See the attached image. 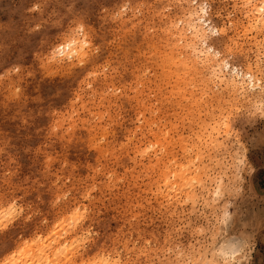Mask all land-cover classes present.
I'll return each mask as SVG.
<instances>
[{
	"label": "snow or ice",
	"instance_id": "snow-or-ice-1",
	"mask_svg": "<svg viewBox=\"0 0 264 264\" xmlns=\"http://www.w3.org/2000/svg\"><path fill=\"white\" fill-rule=\"evenodd\" d=\"M131 6L123 0H59L57 4L52 0H31L28 31L24 43L17 45L27 53L26 57L17 59L0 54V80L5 83L19 80V85H13L16 98L21 101L25 96L28 98L26 105H17L18 131L13 130L10 139L3 138L9 140V146L0 154V171L7 167L13 175L12 186L0 189V249H4L0 264H17V254H25L29 241L33 246L38 241H54L55 232L50 230L58 229L63 223L61 216L65 219L71 216L74 223L87 229L82 237L87 241L83 264H146L143 253L140 259L135 258L130 241H136L137 248L154 247L147 234L161 228L159 213L164 212L165 217L172 213L171 203L165 211L161 199V193L176 191L171 164H162L145 178L151 189H147V184L133 189L138 195L123 209L133 234L129 237L126 228L125 235L116 241L105 224L109 217L103 212L97 215L96 211L115 195L105 187H111L113 179L108 176V168L102 167L105 146L111 147L114 139L126 143L131 132L125 130H135L134 142L142 141L141 154L156 152L163 156L173 148L167 144L171 136L165 137L166 147L161 148L160 144L149 143L153 139L149 129L157 132L172 124L178 129L182 119L188 123L189 108L194 114L196 104L202 107L203 101L213 95L222 97L216 126L224 137H236L232 120L243 113L238 104L240 97L259 93L264 99V57L254 64L246 55V45L242 46V38L237 36L240 28L236 17L217 11L216 0H187L178 5L186 10V16L191 15L189 28L180 35L173 34L174 24L168 25L171 11L166 4L148 0V7L163 8L168 16L159 11L157 18L149 16L147 22L153 29L151 40L145 41L139 35L135 39L129 37L117 52L103 21L109 15L120 19L122 11ZM245 7H253L250 0ZM256 7L264 19V4ZM53 9L57 14L50 17ZM260 30L264 33V29ZM261 45L264 51V41ZM123 49L129 50L127 59ZM129 70L140 73L142 83L134 85L135 92L128 88L132 78ZM97 100L102 119L95 115ZM85 102L94 116L88 117L84 128L73 134L68 123L61 124L57 117L64 115L70 106H74V114V109ZM146 119L154 123L145 126ZM97 121L98 127L94 126ZM105 126L107 135L101 131ZM173 135H179V131ZM191 143H195L194 137ZM230 151L236 180L229 190L239 192L242 174L253 170L243 149ZM174 154L179 157L178 147ZM164 158L172 161V155ZM162 169H169L167 175ZM77 175L79 181L75 179ZM98 197L104 200L103 205ZM164 199L172 198L166 195ZM229 207L224 212V223L235 221ZM201 223L193 220L186 224L172 214L170 226L176 234L183 229L181 239L186 244L188 232L193 233L194 239L195 233L202 231L197 227ZM136 229H140L142 236H137ZM235 231L232 264H254L249 260L251 230L237 222ZM49 264L53 262L50 260ZM150 264H156L155 260Z\"/></svg>",
	"mask_w": 264,
	"mask_h": 264
},
{
	"label": "rangeland",
	"instance_id": "rangeland-1",
	"mask_svg": "<svg viewBox=\"0 0 264 264\" xmlns=\"http://www.w3.org/2000/svg\"><path fill=\"white\" fill-rule=\"evenodd\" d=\"M58 2L59 0H52L53 4ZM123 2L132 6L126 11H122L120 19H114L109 15L103 21V24L107 26V33L112 36L111 44L117 52L122 50L121 43L127 42L129 37L135 39L136 35H139L145 41L151 40L150 33L153 29L147 22L149 16L157 18L158 11L164 13V16H168V12L163 8L157 10L154 6L148 7V0H135L134 3L133 0H123ZM155 2L165 3L171 11V16H168V25L172 26L175 23V27L172 29L174 35H180L187 31L191 15L186 16V10L177 7L181 3H187V0H155ZM216 2L219 5L217 11H224L236 17L240 28L237 36L242 38V46L246 45V55L250 56L255 64L261 57H264L261 45V42L264 41V33L255 28L256 22L264 24V19L259 16L256 7L264 4V0H250L252 8L245 7L249 0H216ZM30 3L31 0H0V54L14 56L17 59L26 57L27 53L17 45L24 43L28 31L29 19L32 16L28 10ZM254 11L255 15H253ZM56 14L53 9L49 16ZM245 21H247V25ZM123 51L125 59H127L129 50L123 49ZM147 55L150 57L151 52ZM50 70L58 71L57 69ZM64 71L67 72L70 69ZM245 74L247 75V73ZM129 75L132 78L128 81V88L135 92L134 85L142 83L140 73L129 70ZM19 82V80H9L5 83L0 80V145H2L0 154L9 146V140L3 138L9 137L10 139L12 131H18L15 121L17 105L28 103L27 96L22 101L16 98L13 85H19ZM221 101L222 97L213 95L203 101L202 107L197 103V110L194 114L189 108L188 123L185 124L182 119L178 129L174 124L168 128H160L157 132H151L149 129V134L153 137L149 141L150 144H155L159 140L163 142L166 136H171L167 144L172 145L173 148L166 151L163 156L156 152L151 155L141 154L143 150L139 145L142 141L134 142L135 130H125L131 132L126 136V143L114 139L111 147L105 146L102 167H107L108 176L113 178L110 181L111 187L108 185L105 187L115 195L111 200H108L107 205L97 208L96 211L97 215L103 212L105 216L109 217L105 224L111 230V236L116 241H120V238L125 235L126 228L128 229L127 235L132 236L130 221L126 220L123 209L132 198L138 195L133 192V189L145 184H147V189H151V183H147L145 179L150 173L160 169L162 164H171L172 176L176 180L177 177L174 174L177 170L175 169H180V165L190 164V176L194 179L195 176H198L193 180L195 183L192 182L196 191L193 198L186 197V188H180L176 183L174 184L176 191L170 193L171 201L164 199L166 193H161L165 211L171 203L172 213H169L167 217L164 212L159 213L162 230L158 228L154 233L147 234L151 237L154 247L137 248L136 241H130L133 244L135 258L140 259L141 254L146 253L145 258L149 262L148 264L152 260H155L156 264H197V262L200 264H232V256L228 255L227 257L222 247L225 243L228 244L229 238L230 241H233V238L237 237L235 228L236 223L239 222L243 228L251 230L252 251L249 253V260L254 264H264V112H261V106H250L242 103L239 99L238 104L243 113L232 120L233 135H237L230 138L224 137L215 123V117L219 115ZM99 106L100 101L97 100L95 115L102 119ZM231 107L234 105H230ZM73 108L74 106H70L65 110V114L58 116L57 119L61 124L66 121L72 133L76 134L84 128L88 117H92L94 114L87 102L79 108H75L74 114ZM85 112L88 113L87 116L84 115ZM152 123H154L153 120H145V126ZM94 126L98 127L99 121ZM177 130L179 135H173ZM101 131L107 135L106 126ZM141 135H143V131H141ZM193 137L195 138L194 144L191 143ZM164 146L166 147V145ZM164 146L161 148H165ZM175 147L179 148V157L174 154ZM233 148L236 151L243 149L248 166L253 170L242 174V191L239 192L229 190L230 184L235 183L236 180L232 173L233 153L230 150ZM167 155H172V161H167L164 158ZM197 156H199V161H197ZM9 159H12L10 154ZM181 159L183 163L179 162ZM161 171H165L167 174L169 169ZM85 177L87 178V174ZM75 179L79 181L80 176L77 175ZM12 181L13 175L9 174L7 167H4L3 171H0V189L12 186ZM245 185L246 187H244ZM147 189H145V197H147ZM122 198L123 205L121 204ZM155 198L153 196V199ZM97 199L101 205L104 204V200L99 197ZM193 201L196 203L193 204ZM228 205H230L228 210L235 216V221L224 223L223 216ZM177 208H179L178 212ZM172 214H176L177 220H184L186 224L193 223V220L202 221L197 225L202 231L196 232L194 239L192 238L193 233L188 232L185 244L181 239L184 237L183 229L179 234H176L170 226ZM244 218H247L246 222ZM176 227H180L179 223L176 224ZM136 234L142 236L140 229H136ZM144 242L148 243L147 240ZM86 243L87 241L83 244V254L87 251Z\"/></svg>",
	"mask_w": 264,
	"mask_h": 264
},
{
	"label": "bare ground",
	"instance_id": "bare-ground-1",
	"mask_svg": "<svg viewBox=\"0 0 264 264\" xmlns=\"http://www.w3.org/2000/svg\"><path fill=\"white\" fill-rule=\"evenodd\" d=\"M256 24L257 25L255 28L258 31H260V29H264V24L261 25L262 22H256ZM251 87L252 84L251 82H249V88ZM240 100L242 103L249 104L250 106L255 105L262 107L264 104V99L261 98L259 93H256L252 96H241ZM155 144H160V146L162 147L165 145L164 142L160 140L157 141ZM189 165L190 164L180 165V169L176 171L174 175L177 177L176 184H178L180 188H186V197L193 198L196 195V191L192 182L193 180L197 179L196 177L198 176H195V179L190 176ZM163 172L165 174V171ZM173 187L175 188V185H173ZM170 193H166V195H170ZM60 219L61 221H63V223H60L59 228L50 230L55 232V240L48 242L38 241L34 246L31 245V241H29V249L25 250V254L22 256L19 253L17 254V264H41V261H43V264H49L50 260L53 262V264H77V261H79L80 264H83V261L86 258V253L83 254V244L85 241L82 239V237L84 236L87 230L82 228L81 224L74 223L73 218L71 216H68L67 219H65L64 216H61ZM233 239V241L236 240V238ZM230 240L231 239L229 238L228 244L226 245L225 243L222 247L223 252L225 251V255L227 254V257L228 255L231 256V246L233 241ZM20 247H23V245H20ZM13 250L15 251V249ZM3 252L4 249H0V253ZM145 257L146 253L143 254L142 258L146 261V264H148L149 262Z\"/></svg>",
	"mask_w": 264,
	"mask_h": 264
}]
</instances>
